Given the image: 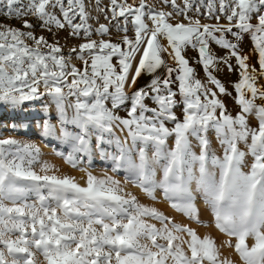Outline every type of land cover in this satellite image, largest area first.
<instances>
[{"label":"snow or ice","instance_id":"6c2138e0","mask_svg":"<svg viewBox=\"0 0 264 264\" xmlns=\"http://www.w3.org/2000/svg\"><path fill=\"white\" fill-rule=\"evenodd\" d=\"M94 2L108 24L88 23L99 17L85 0H0V110L18 114L13 131L34 126L42 141L66 145L53 154L84 181L49 174L58 169L34 141L0 138V264H234L223 248L240 264H264V0H160L168 12L145 0ZM180 16L187 23L171 22ZM62 31L83 40L67 55ZM245 36L252 47L242 54ZM225 68L238 76L235 95L214 74ZM96 157L123 182L94 175ZM158 191L181 219L141 202ZM202 214L228 239L199 235L191 225L209 226Z\"/></svg>","mask_w":264,"mask_h":264},{"label":"rangeland","instance_id":"374dc122","mask_svg":"<svg viewBox=\"0 0 264 264\" xmlns=\"http://www.w3.org/2000/svg\"><path fill=\"white\" fill-rule=\"evenodd\" d=\"M85 2H86V5H89V7L86 10H88L90 12L91 16H93V17L98 16L99 17L98 22L95 19H89L88 23L91 24L93 28L97 27L99 23H104V24H108L109 23L108 20H106L104 18L103 14H100V13H98L95 10V2H94V0H91V4H89V0H85ZM109 2H110V0H100V6L107 8V6L109 5ZM127 2L131 4V3L134 2V0H127ZM139 2H140V0H135V4L136 5H138ZM145 2H146L147 5L153 6L157 10L162 9V10H164L166 12L172 10L170 5H168V6L163 5L160 2V0H145ZM197 2H198V0H197ZM176 3L180 7H183V0H176ZM217 7H218V5H217ZM203 12H204V9L201 8V13H203ZM108 15L110 17L111 13H108ZM188 15L192 16L193 18H196L195 7H193L192 10L188 12ZM199 19H200L201 23H209V24L217 23V21L215 19H205L203 15H201L199 17ZM29 20H30V22H32L34 24L36 23V21L33 20L31 17H29ZM3 22L5 24H9V25L14 26V27H21L20 23L15 21V20H11V21L4 20ZM146 22L149 23V26H151L149 21H146ZM171 22H173V23H175V22L187 23V21L183 20L182 16L176 17L175 20H173ZM121 23H123L122 19H121ZM219 23L220 24H227L228 22H227L226 19L221 17ZM113 24H115V21H113ZM109 27H110L111 32H112L111 38L113 40H116L118 35H122V33L121 34L116 33V31L112 27V25H109ZM128 28H129L128 35L129 36H133L134 33L132 31V26H131L130 22L128 24ZM33 31H34V34L36 36L43 35V36H45V38L49 42H54L55 38L50 33L46 32V31H44V30H42V29H40L38 27L33 29ZM67 36H68L67 31H62V32L59 33V43L62 46L65 55H67L68 49L70 47H72L73 45H78L79 43L83 42L82 39H76V38H68L67 41H66L65 37H67ZM103 38L104 39H109L108 36H105ZM92 39L99 40L100 37H98L95 34H93ZM229 39H231V37H229ZM29 43H31V41H29ZM212 47H213V49L215 51H217V53L219 55H225L226 54L225 50L216 49L215 45H213ZM240 47L243 50L242 54L247 53L251 49L252 45H251V41H250L249 37H247V36L244 37ZM186 55L190 59V63H192V57L195 56V52H193V50L191 48H189L186 51ZM166 59H167V57H166ZM168 62L172 63L171 60H169ZM231 62L233 63V65H235V60L234 59ZM72 63H74L77 67H81L82 66L81 62L75 60V58H73ZM196 68H197L198 78L204 80V73L199 69V66H196ZM214 74L217 75V77L222 81V83H224L225 86L228 87V90L230 92H232L233 95H235L234 91L231 89V87L229 85V81L237 80L238 76L235 73L229 75L227 73V69L226 68L222 72H218V73H214ZM144 78L145 77L141 78V80H140L141 84L146 82L147 78L146 79H144ZM262 83H264V81H262ZM208 87H213V86L212 85H208ZM128 91H131V90H128ZM221 99L224 100V102L228 106L229 111H231L233 114H235V111H237L238 109H236V107L234 105V102L229 97H221ZM43 103H44V101L37 102L35 107L36 108L40 107V105L43 104ZM37 110H39V109H37ZM1 113L2 114H0V123H2L1 120H6L7 124H9V127L7 128L6 126H3V125L0 126V138L13 137V138H17V139H30V140L34 141L41 149V161H47L48 163L54 165L56 167V169H58V171H55L54 173H49V174H56L58 176H62L64 174H68V175L76 177L75 175L79 172L78 170L73 169L69 165L65 164L64 161L60 157H58V156L53 154V151H50V150H47L46 148H44V145H48V146L51 145V146H53L55 148L61 149V151L66 153L68 151V148H67L66 145H61L56 140H50L48 142L42 141L39 138L38 131L36 129H33V128H32L31 131H28L26 134L25 133H18L16 131H13L12 128H11V123H12L13 119L18 118V114H17V116H13V114H11L8 110L7 111H2ZM120 114L124 115L123 111H121ZM35 116H37V115L35 113H32V114H30L29 118L31 119V118H33ZM52 122L55 123V113L54 112H53V121ZM252 123L255 124V121L253 120ZM169 144H171V141H169ZM250 162H251V159L249 158V163ZM36 168L38 170L39 169V165H37ZM90 170L93 171L94 175H98V176H101L105 172H107L108 175H114L116 179H119V180H121V182H123V173H121V174L112 173L110 171L108 162L101 161L99 157L95 158L94 163H93V165H92ZM245 170H247V169H245ZM160 175H161L160 172L157 171V179L160 178ZM127 190L128 191H132L133 194L141 196V194L139 192V189H135V188H133L131 186H128ZM160 196H161V194L158 191L157 192V201L152 202V201H148L146 198H141V202L142 203L152 204L153 206L157 207L161 211L165 212V214H167L169 216H173L177 220L181 219L180 214L174 212L169 207L168 203L163 201ZM201 220L204 221L205 223H207L209 226H203V225L197 226L195 224L191 225L192 227L197 229L199 235L203 236L205 234H210L213 238L216 239L218 245L222 241L228 239L226 236H224L223 234L219 233L218 230H216L213 226H211V218H210V216L202 214ZM185 222L187 223V221H185ZM247 243L250 245L252 243L251 239H249L247 241ZM232 244L233 245L235 244V239H232ZM222 254H223V256H225V257L231 259L232 261H234V264H240L239 257L235 253L233 248H223L222 249Z\"/></svg>","mask_w":264,"mask_h":264},{"label":"bare ground","instance_id":"6f19581e","mask_svg":"<svg viewBox=\"0 0 264 264\" xmlns=\"http://www.w3.org/2000/svg\"><path fill=\"white\" fill-rule=\"evenodd\" d=\"M40 107H37L36 109H39ZM2 111H7V108H4V109H2V110H0V114H2L1 112ZM39 112H38V110H37V112H35V114L37 115V116H39V114H38ZM36 117V116H35ZM2 121V123H0V126L1 125H3V126H6L7 128L9 127V124H7V122H6V120H1ZM33 129H35V127L33 126ZM118 135H119V133H117ZM44 148H46L47 150H50V151H53L54 149L56 150V151H61V149H59V148H55V147H53V146H51V145H44ZM76 177V179H77V181L78 182H80L81 184H83L84 183V181H83V179H81V177L83 176V173H81V172H78L76 175H75ZM161 197V196H160ZM162 198V197H161Z\"/></svg>","mask_w":264,"mask_h":264},{"label":"water","instance_id":"95a60500","mask_svg":"<svg viewBox=\"0 0 264 264\" xmlns=\"http://www.w3.org/2000/svg\"><path fill=\"white\" fill-rule=\"evenodd\" d=\"M144 79H146V77Z\"/></svg>","mask_w":264,"mask_h":264}]
</instances>
